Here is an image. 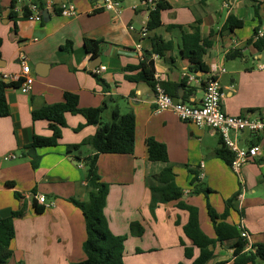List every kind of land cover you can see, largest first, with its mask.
Returning <instances> with one entry per match:
<instances>
[{
    "label": "crops",
    "instance_id": "crops-1",
    "mask_svg": "<svg viewBox=\"0 0 264 264\" xmlns=\"http://www.w3.org/2000/svg\"><path fill=\"white\" fill-rule=\"evenodd\" d=\"M12 1L0 0L3 9L0 77L19 76L22 63L26 62L35 83L29 94L7 87L9 116L0 117V218L24 212L22 218L14 220L16 236L10 246L14 255L7 264H76L86 259L85 220L80 209L70 202V199L88 200L86 169L65 152L67 146L79 145L94 136L98 128L87 126L77 131L86 120L81 115L67 114L59 146L38 150L42 157L39 169L34 170L22 156V149L32 143L34 135H52L48 122L33 121V110L63 102L65 93L78 95L82 110L102 108L109 103L103 114L104 122L111 120L114 109L123 115L133 111L136 116L134 154L102 155L98 160L102 181L109 185L105 215L110 230L115 236L129 237L125 243V264H190L182 246L183 243L192 247L184 234L188 213L177 207L178 202L160 205L155 216L150 211L148 180L166 167L149 160L146 141L151 137L166 145L176 184L185 192L182 201L199 209L201 227L202 210H207L206 194L194 195L192 180L197 177L199 187L212 191L207 195L208 200L222 215L230 192L235 189L234 174L237 175L243 189L233 200L234 209L228 222L247 231L250 242L247 250L257 243L264 244V197L258 196L259 189L264 188V152L243 167L240 175L234 173L215 155L221 147L218 133L183 123L171 111L156 112L155 87L132 83L126 78L137 74L128 69L138 67L144 53L152 52L155 41L159 40L170 49L162 56L153 57L155 86L159 84L165 90V85L169 86L172 94L166 92L174 101L200 105L203 87L188 84V78L195 76L205 82L211 65L216 64L225 69L218 77L225 112L233 117L247 113L264 115V69L261 68L264 50L260 52L249 43L256 41L255 30L264 32V0H166L170 9L162 12L161 26L151 31L147 28L150 12L143 5L144 0H120L124 9L121 15L95 12L96 0H32L50 14L49 22L40 23L23 18V7L29 6L28 0L18 1L16 20L10 19ZM66 4H72L77 14L62 16L61 8ZM231 16L243 22V26L228 30ZM196 32L202 42L212 44L202 57L208 72L190 71L184 37ZM86 40L102 42L100 56L87 53ZM236 51L240 52V58L227 59ZM100 67L105 70L96 76L93 71ZM93 154L92 149L84 148L80 157ZM9 156L16 158L6 160ZM157 186L162 185L157 183ZM219 195L222 204L214 200ZM39 196L47 200L42 214H37L34 207V198L37 200ZM133 223L144 228L143 237L130 235ZM205 226L208 229L205 233L214 239L213 225L211 232L209 224ZM223 263L233 264L230 243L218 246L208 264Z\"/></svg>",
    "mask_w": 264,
    "mask_h": 264
},
{
    "label": "trees",
    "instance_id": "trees-1",
    "mask_svg": "<svg viewBox=\"0 0 264 264\" xmlns=\"http://www.w3.org/2000/svg\"><path fill=\"white\" fill-rule=\"evenodd\" d=\"M19 0H13L9 18L16 20L15 8ZM27 1V0H25ZM30 1V0H28ZM258 1V0H254ZM170 9L166 0H159L156 9L150 13L148 30H154L161 26V14ZM3 9L0 6V17ZM30 16L29 7H23V18ZM243 26V22L231 16L227 22V29L234 31ZM259 31L255 30V38ZM2 39H0V60ZM253 44L258 51L264 50V37L249 42ZM208 41L202 42L199 32L184 37V49L188 54L190 71L208 72L202 61L206 50L211 47ZM85 49L88 54L98 57L102 52V42L86 40ZM170 49L169 45L156 40L152 52H145L142 61L138 67L129 68L128 71L137 72L135 76H127V80L132 83H145L151 88L155 87V66L154 55L162 56L164 51ZM241 57L240 52L236 51L227 56L229 60H235ZM2 77V76H1ZM4 80V79H3ZM19 88L20 83L6 84L0 82V117L9 116V108L6 100V88ZM185 87V86H183ZM166 90L172 94L169 86L165 85ZM176 91V88L174 92ZM175 97V93H173ZM112 100V99H110ZM109 103L98 109L82 110L79 107V96L72 93H65L64 101L53 105H43L32 112L34 122L46 121L49 123V130L52 135L43 137L34 135L30 145L22 149V156L30 161L34 170L39 169L42 157L38 150L46 148H56L62 139V131L66 127L67 114L81 115L86 120L84 126H95L98 128L96 134L79 145L67 146L65 154L72 156L73 160L83 164L86 169V182L88 200L85 202L70 199V202L80 209L83 214L87 239L83 245V251L86 259L76 264H125V243L128 236H115L112 234L108 220L105 215L107 198L109 195V185L102 181L99 173L98 160L102 155H133L136 147V116L133 111L121 114L118 109L112 112V118L104 122L103 114L108 109ZM149 160L153 163H163L166 167L158 174L149 178V189L151 192L150 211L155 216L156 210L160 205L178 202L177 207L188 213V222L184 227V234L191 242L192 247H186L183 243L185 258L190 264H208L214 259V250L218 246L230 243L233 250V264H264V244L259 243L251 246L249 239L244 238L242 233H247L243 228H238L228 222L233 200L239 197L235 195L233 199L226 201V209L222 215H219L211 206L208 200V194L212 193L210 189L199 187V180L195 177L191 184L194 186V195L206 194L208 217L213 225L215 238H210L202 229L200 223L199 209L182 201L185 192L176 184V175L170 165L168 150L166 145L158 142L155 138H148L146 141ZM83 148L92 149L94 154L82 159L80 152ZM216 157L223 160L227 165H231L233 154L221 142V147L215 153ZM157 183L162 185L157 186ZM198 184V186H197ZM11 185V184H8ZM34 207L37 214H42L46 206L39 205L34 198ZM23 211L14 212L9 218H0V264H7L14 253L10 249L12 241L15 239L14 220L22 218ZM145 233L144 228L139 223H133L130 226V235L141 238ZM195 250L198 255H195ZM185 264V263H179ZM187 264V263H186ZM224 264V263H223Z\"/></svg>",
    "mask_w": 264,
    "mask_h": 264
},
{
    "label": "built area",
    "instance_id": "built-area-1",
    "mask_svg": "<svg viewBox=\"0 0 264 264\" xmlns=\"http://www.w3.org/2000/svg\"><path fill=\"white\" fill-rule=\"evenodd\" d=\"M159 0H144L143 5L151 13L156 9ZM30 16L27 18L34 22H43V11L39 5L29 1ZM93 10L95 12L106 11L121 15L124 11L120 0H96ZM48 11V10H47ZM77 14L72 4L63 5L61 15L72 17ZM133 30V28H130ZM264 37V32H259L256 39ZM141 49V46H137ZM264 69V66L261 67ZM105 70L104 67L95 69L93 73L100 76ZM225 73V69L213 64L209 70V77L205 82L195 76L188 78V84H197L203 87L204 98L200 105L174 101V99L159 84L154 88V106L158 113L171 111L183 123L195 125L200 128H209L219 134L221 142L233 154V161L230 165L234 173L240 175L243 167L253 163L264 152V115L247 113L243 116L233 117L228 115L223 107L224 93L218 77ZM8 80L20 83L19 90L23 94H29L34 86L35 78L32 75L28 63H22V72L19 76H2L0 80ZM249 138H242L244 135ZM257 141V142H254ZM15 156H9L6 160H14ZM38 203L46 205V197L39 196ZM248 238L246 233H242Z\"/></svg>",
    "mask_w": 264,
    "mask_h": 264
},
{
    "label": "rangeland",
    "instance_id": "rangeland-1",
    "mask_svg": "<svg viewBox=\"0 0 264 264\" xmlns=\"http://www.w3.org/2000/svg\"><path fill=\"white\" fill-rule=\"evenodd\" d=\"M84 149V148H83ZM82 151V150H81ZM234 176H235V178H236V182H235V189L234 190H232L231 192H230V199H233L234 198V196L235 195H237L240 191H241V189H243V182H240V180H238L239 178L237 177V175H235L234 174ZM241 183V184H240ZM241 185H242V188H241ZM260 193H258V196H261V197H264V188L263 187H261L260 189ZM257 196V197H258ZM204 198L205 197H202L201 198V200L203 201L204 200ZM230 199H228V200H230ZM214 200H217V203H219V204H222L223 203V198H222V195H219V196H217L216 197V199H214ZM227 200V201H228ZM235 201V200H234ZM204 202V201H203ZM214 205H216L217 206V204H216V202L214 201ZM234 203V202H233ZM211 204V203H210ZM204 205H205V202H204ZM212 205V204H211ZM236 205H237V202H236ZM204 207H206V206H204ZM213 207V206H212ZM213 209L216 211V209L213 207ZM233 209L234 208H232L231 210H230V212L231 211H233ZM253 211V209L251 210V212ZM217 212V211H216ZM201 220H202V222L204 223L203 224V227H202V229H203V231L204 232H207L208 231V229L206 228V226H205V224H209V232H211V228H212V224H211V222H210V220H209V218H208V215H207V210H206V208H203V210H202V218H201ZM257 244H259V243H257Z\"/></svg>",
    "mask_w": 264,
    "mask_h": 264
},
{
    "label": "water",
    "instance_id": "water-1",
    "mask_svg": "<svg viewBox=\"0 0 264 264\" xmlns=\"http://www.w3.org/2000/svg\"><path fill=\"white\" fill-rule=\"evenodd\" d=\"M50 14H49V12L47 11V10H44L43 11V19H44V22H49L50 21ZM180 91L182 92L183 91V89L182 88H180ZM180 97H182V93L180 94ZM180 102H183V100H181Z\"/></svg>",
    "mask_w": 264,
    "mask_h": 264
}]
</instances>
